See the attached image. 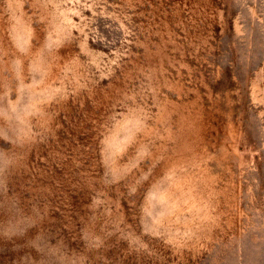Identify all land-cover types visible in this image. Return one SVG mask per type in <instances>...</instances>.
<instances>
[{
  "label": "rangeland",
  "instance_id": "374dc122",
  "mask_svg": "<svg viewBox=\"0 0 264 264\" xmlns=\"http://www.w3.org/2000/svg\"><path fill=\"white\" fill-rule=\"evenodd\" d=\"M0 264H264V0H0Z\"/></svg>",
  "mask_w": 264,
  "mask_h": 264
}]
</instances>
